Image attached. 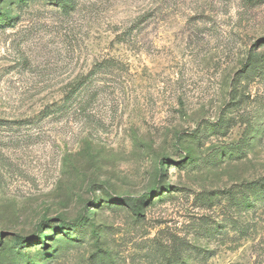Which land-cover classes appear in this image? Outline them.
I'll list each match as a JSON object with an SVG mask.
<instances>
[{
    "label": "rangeland",
    "instance_id": "rangeland-1",
    "mask_svg": "<svg viewBox=\"0 0 264 264\" xmlns=\"http://www.w3.org/2000/svg\"><path fill=\"white\" fill-rule=\"evenodd\" d=\"M0 0V264H264V0Z\"/></svg>",
    "mask_w": 264,
    "mask_h": 264
},
{
    "label": "trees",
    "instance_id": "trees-1",
    "mask_svg": "<svg viewBox=\"0 0 264 264\" xmlns=\"http://www.w3.org/2000/svg\"><path fill=\"white\" fill-rule=\"evenodd\" d=\"M60 2L63 3V4H65V0H61Z\"/></svg>",
    "mask_w": 264,
    "mask_h": 264
}]
</instances>
